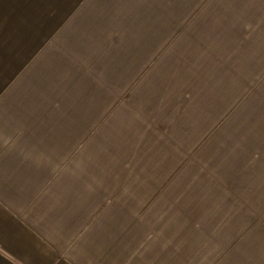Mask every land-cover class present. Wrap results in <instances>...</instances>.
<instances>
[{
  "label": "crops",
  "instance_id": "crops-1",
  "mask_svg": "<svg viewBox=\"0 0 264 264\" xmlns=\"http://www.w3.org/2000/svg\"><path fill=\"white\" fill-rule=\"evenodd\" d=\"M196 107L264 125V0H0V264H229L164 149Z\"/></svg>",
  "mask_w": 264,
  "mask_h": 264
},
{
  "label": "rangeland",
  "instance_id": "rangeland-1",
  "mask_svg": "<svg viewBox=\"0 0 264 264\" xmlns=\"http://www.w3.org/2000/svg\"><path fill=\"white\" fill-rule=\"evenodd\" d=\"M235 111L194 108L195 120L179 118V140L164 149L178 150L180 181L194 182L181 188V208L189 202L195 212L196 237L227 244L229 264H264V182L253 179L264 170V125L242 123Z\"/></svg>",
  "mask_w": 264,
  "mask_h": 264
}]
</instances>
